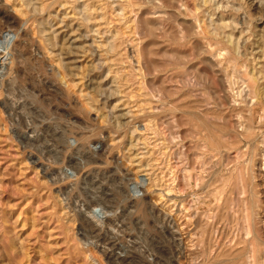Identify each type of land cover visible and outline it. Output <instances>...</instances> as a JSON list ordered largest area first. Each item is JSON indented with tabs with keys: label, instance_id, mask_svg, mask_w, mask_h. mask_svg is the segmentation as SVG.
Returning a JSON list of instances; mask_svg holds the SVG:
<instances>
[{
	"label": "rangeland",
	"instance_id": "obj_1",
	"mask_svg": "<svg viewBox=\"0 0 264 264\" xmlns=\"http://www.w3.org/2000/svg\"><path fill=\"white\" fill-rule=\"evenodd\" d=\"M1 4L25 55L10 87L18 118L0 93V264H264V0ZM25 122L39 126L35 150L12 134ZM61 150L99 161L70 204Z\"/></svg>",
	"mask_w": 264,
	"mask_h": 264
},
{
	"label": "bare ground",
	"instance_id": "obj_2",
	"mask_svg": "<svg viewBox=\"0 0 264 264\" xmlns=\"http://www.w3.org/2000/svg\"><path fill=\"white\" fill-rule=\"evenodd\" d=\"M8 1V0H7ZM21 1V0H20ZM53 1V0H52ZM75 1H77V0H74V2ZM146 1V0H145ZM155 1V0H154ZM10 2V1H9ZM137 2V1H136ZM135 2V3H136ZM150 2V1H149ZM157 2V1H156ZM2 3V0H0V93L5 97V101H3V105H5V107L7 106V110H8V117L9 118H11V119H14V118H18V116H19V114H17V110H18V103L20 102H18L17 100H15L14 99V101L12 100L13 98H11L12 96H11V86L13 85V84H15L17 81L16 80H18L19 78V76H20V69L19 68H17L16 67V64H20L21 63V61L24 59V55L25 54H23L22 53V51H18V46L20 45L19 43H16V41H17V39L20 37V35L19 34H15V32H17L16 31V28H18V27H16V20L9 14V12L8 11H6L5 10V8H6V6H5V4H7L6 2H5V4H1ZM172 3V2H171ZM189 3V2H188ZM191 3V2H190ZM189 3V4H190ZM30 4V3H29ZM143 4V3H142ZM180 4V3H179ZM192 4V3H191ZM191 4L189 5V6H191ZM49 5V4H48ZM204 5V4H203ZM126 6V5H125ZM143 6V5H142ZM141 6V7H142ZM146 6V5H145ZM153 6V5H152ZM48 7V6H47ZM86 7H88V6H86ZM175 7V6H174ZM49 8V7H48ZM145 8V7H144ZM153 8H155V6L153 7ZM157 8V7H156ZM166 8V7H165ZM191 8V7H190ZM142 9V8H141ZM160 9V8H159ZM184 9V8H183ZM75 10V9H74ZM161 10H163V8L161 9ZM171 11H172V8L170 9ZM195 10V9H194ZM16 11V10H15ZM132 11V10H131ZM156 11V10H155ZM164 11V10H163ZM168 11V10H167ZM186 11H187V9H186ZM191 11V10H190ZM88 12V11H87ZM142 12V11H141ZM153 12H154V10H153ZM166 12V11H165ZM178 12V11H177ZM86 13V12H85ZM138 13V12H137ZM170 13V12H169ZM195 13H197V11L195 12ZM26 14V13H25ZM160 14V13H159ZM163 14V13H162ZM88 15H90V14H88ZM166 15H167V13H166ZM191 16V15H190ZM90 17V16H89ZM92 17V16H91ZM183 17V16H182ZM134 18V17H133ZM195 18V17H194ZM136 20V19H135ZM134 20V21H135ZM195 20V19H194ZM196 20H197V18H196ZM194 22V21H193ZM27 23V22H26ZM136 23V22H135ZM191 23V22H190ZM197 23V22H196ZM134 24V23H133ZM137 24V23H136ZM26 25V24H25ZM138 25V24H137ZM18 26V25H17ZM132 26H134V25H132ZM200 28V27H199ZM4 29H6V31L4 32ZM194 29V28H193ZM23 30H24V28H23ZM26 30V29H25ZM199 30V29H198ZM140 31V30H139ZM28 32V31H27ZM136 32V31H135ZM138 32V31H137ZM137 32H136V35H137ZM22 33H24L25 34V37H29V35L27 36V34L25 33V32H22ZM205 34V33H204ZM22 35V34H21ZM206 36V35H205ZM21 37H23V35L21 36ZM141 38V37H140ZM214 39V38H213ZM28 40V39H27ZM140 40V39H139ZM209 40V39H208ZM212 40V39H211ZM216 40V39H215ZM199 41H201V40H199ZM210 41V40H209ZM218 41V40H217ZM198 42V41H197ZM204 42V41H203ZM213 42V41H212ZM202 43V42H201ZM205 43V42H204ZM41 44V43H40ZM139 44V43H138ZM145 44V43H144ZM140 45V44H139ZM208 45V44H207ZM40 47H42V51L43 52H45V51H47V50H43V45L41 46L40 45ZM209 47V46H208ZM211 47V46H210ZM23 48V47H22ZM212 48V47H211ZM20 49V48H19ZM99 49V48H98ZM110 49V48H109ZM207 49V48H206ZM227 49V48H226ZM38 50V49H37ZM114 50V49H113ZM137 50V49H136ZM136 50H134V51H136ZM222 50V49H221ZM139 51V50H138ZM208 51V50H207ZM217 51V50H216ZM227 51H228V49H227ZM133 52V51H132ZM220 52V51H219ZM224 52V51H223ZM131 53V52H130ZM135 53H137V52H135ZM208 53H209V51H208ZM224 53H226V51L224 52ZM138 55H139V53H137ZM210 54V53H209ZM213 54V53H212ZM216 54V53H215ZM39 55H40V53H39ZM46 55V54H45ZM134 55V54H133ZM136 55V54H135ZM218 56H220V54H217ZM221 55H224V54H222V52H221ZM232 55H234V54H232ZM44 56V55H43ZM183 56V55H182ZM37 57V56H36ZM39 57V56H38ZM129 57H131V56H129ZM186 57V56H185ZM220 57H222V56H220ZM224 57V56H223ZM235 57V56H234ZM233 57V58H234ZM43 58V57H42ZM39 59V60H44V59H47V58H43V59ZM208 58V57H207ZM217 58H219V57H217ZM127 59V58H126ZM131 59L132 60H136V65H138L139 63L141 64V62H139V58L138 57H131ZM49 59H47V61H48ZM127 60H129V58L127 59ZM217 60V59H216ZM222 60H223V58H222ZM235 60V59H234ZM233 60V61H234ZM7 62V63H6ZM42 62V61H41ZM50 62V61H49ZM130 62V61H129ZM219 62V61H218ZM43 64H44V62H42ZM51 63V62H50ZM50 63H48L47 62V64H50ZM53 63V62H52ZM51 63V64H52ZM134 63V62H133ZM224 63V62H223ZM234 63V62H233ZM219 64H221V63H219ZM219 64H218V67H219ZM225 64H227V63H225ZM229 64V63H228ZM227 64V65H228ZM230 64H232V63H230ZM134 65H135V63H134ZM222 65V64H221ZM220 65V66H221ZM53 66V65H52ZM140 66V65H139ZM142 66V65H141ZM144 66V65H143ZM232 66H234V64L232 65ZM23 67V66H22ZM45 67H48L47 65H45ZM51 67V66H50ZM228 67H229V65H228ZM135 68V67H134ZM50 69H52V68H50ZM54 69V68H53ZM52 69V72H54V70ZM61 69V68H60ZM59 69V73L57 72L56 73V76H57V78H58V80H59V85H63L64 87L65 86H68L67 84H68V82L67 81H65V77H64V75H63V73L61 72V70ZM139 69V68H138ZM222 69V68H221ZM229 69V68H228ZM45 70V69H44ZM98 70V69H97ZM135 70V69H134ZM56 71H57V69H56ZM224 71V70H223ZM231 71H233V70H231ZM51 72V73H52ZM135 72V71H134ZM234 72H235V70H234ZM30 73V72H29ZM34 73V72H33ZM141 73L143 74V72H142V69H141ZM53 74V73H52ZM173 74V73H172ZM141 75V74H140ZM139 75V76H140ZM148 75L149 74H147V76L145 77V78H147L148 77ZM43 76V75H42ZM118 76V75H117ZM145 76V75H144ZM151 76V75H150ZM135 77V76H134ZM233 77V76H232ZM21 79H19L18 81H22L23 79H22V77H20ZM141 78V77H140ZM144 78V77H143ZM143 78L141 79V80H143ZM219 79V78H218ZM24 80H25V78H24ZM140 80V79H139ZM16 81V82H15ZM26 81V80H25ZM31 81H32V79H31ZM37 81V80H36ZM176 81V80H175ZM256 81V80H255ZM24 82V81H23ZM41 82V81H40ZM67 82V83H66ZM143 82V81H142ZM25 83V82H24ZM32 83V82H31ZM141 83V82H140ZM230 83V82H229ZM22 84V83H21ZM227 84V83H226ZM255 84V83H254ZM258 84V83H257ZM25 85H26V83H25ZM171 85V84H170ZM174 85V84H173ZM228 85V87H229V84H227ZM245 85V84H244ZM24 86V85H23ZM30 86V85H29ZM178 86V85H177ZM21 87V86H20ZM25 87V86H24ZM32 87H34V86H32ZM38 87V86H37ZM42 87L43 86H41L40 88L42 89ZM53 87V86H52ZM55 87V86H54ZM70 87V86H69ZM176 87V86H175ZM39 88V87H38ZM44 88V87H43ZM57 88V87H56ZM170 88V87H169ZM173 89H174V87H172ZM25 89H26V87H25ZM25 89H24V91H25ZM34 88H32V90H33ZM59 89V88H58ZM177 89V88H176ZM178 89H180V88H178ZM182 89V88H181ZM186 89V88H185ZM184 89V90H185ZM23 90V89H22ZM31 90V98L35 101H46V98H47V94L45 95L43 92H41V91H43V90H41V91H37V90H33L32 91ZM39 90V89H38ZM49 90V89H48ZM52 90V89H51ZM54 91V90H53ZM58 91H60L61 92V96H63V98L65 97V96H68L69 94H67V95H64V93L61 91V89H59ZM64 91V90H63ZM147 91V90H146ZM167 91V90H166ZM172 91V90H171ZM179 91H181V90H179ZM228 91V90H227ZM246 91V90H245ZM188 92V91H187ZM220 92V91H219ZM230 92V91H229ZM243 92V91H242ZM27 93V92H26ZM170 93V92H169ZM198 93V92H197ZM241 93V92H240ZM14 94V93H13ZM180 94L181 93H179V95L178 96H180ZM243 94V93H242ZM183 95V94H182ZM27 96H29V95H27ZM173 96V95H172ZM174 96H175V93H174ZM243 96V95H242ZM13 97H15V95L13 96ZM154 97V96H153ZM69 98V97H68ZM67 98V99H68ZM155 98H156V96H155ZM50 100V99H49ZM18 103H17V102ZM25 101V100H24ZM23 101V102H24ZM254 103V102H253ZM198 104V103H197ZM25 105V104H24ZM51 103H50V106H49V108L51 107ZM60 105V104H59ZM200 105V104H199ZM58 106V105H57ZM21 107V106H20ZM60 107V106H59ZM24 108V107H23ZM149 108H151V107H149ZM227 108V107H226ZM51 109V108H50ZM82 111H84V112H87L88 113V111H87V108L85 109L84 108V106L83 107H81L80 108ZM228 109V108H227ZM51 111V110H50ZM56 111H58L57 109H56ZM151 111V110H150ZM52 113H54V112H52ZM56 113V112H55ZM173 114V113H172ZM21 115V114H20ZM151 115V114H150ZM27 118V117H26ZM2 119V118H1ZM5 120V119H4ZM22 120H24V119H22ZM8 121V120H7ZM12 122V121H11ZM19 122V121H18ZM22 122V121H21ZM75 122H77V121H75ZM31 123V122H30ZM30 123H28V122H25V126H24V129L21 131V132H19V130H17L18 131V133H16V129H14L13 127H11V131H12V134H13V136H15V138L18 140V141H22V143H24L25 144V146L26 147H28V148H30L31 150H35V148H34V146H33V143H35L36 141H37V139L39 138V131H38V127L39 126H36V128L33 126V125H31ZM71 123V122H70ZM81 123H84V122H81ZM160 123V122H159ZM33 124V123H32ZM247 124V123H246ZM82 125V124H81ZM13 126H14V124H13ZM236 127V126H235ZM247 128V127H246ZM252 129V128H251ZM41 131V130H40ZM70 134V133H69ZM73 134V133H72ZM71 134V135H72ZM166 134V133H165ZM170 134V133H169ZM173 135L174 134H176V133H172ZM167 136V135H166ZM171 136V135H170ZM174 137H175V135H174ZM169 138V137H168ZM178 138V137H177ZM103 139H106L105 137L103 138ZM173 140V139H172ZM177 140V139H176ZM213 140V139H212ZM99 142V141H98ZM172 142V141H171ZM103 143H104V141H103ZM102 142H99L97 145L99 146V148H100V156L98 155V157H101V155H102V152H103V149H104V147H106L104 144H103ZM209 143V142H208ZM95 144V143H94ZM48 147V146H47ZM55 149V148H54ZM63 149H65V148H63ZM53 150V149H52ZM90 150V149H89ZM108 150V149H107ZM48 150H46V153H44V150H43V152L42 151H39L38 150V152H39V154L41 155V154H43L44 156L45 155H48V153H49V155H50V152H47ZM50 151V150H49ZM53 152V151H52ZM54 153V152H53ZM55 154H57V155H59L61 158L60 159H58V160H55V162L54 163H56V164H58L59 163V161L61 162V159L62 158H64V163L69 167V169L72 171V174L75 176V181L72 183V186H71V188H70V190L68 189V188H66V189H61L60 188V192H59V194L61 193V195H60V197L61 196H63L64 197V199H63V197H62V199L63 200H65V202H68V199H69V197H70V195L72 194V192H73V188H76V186L77 185H79L80 183L82 184V181H86L87 180V177H88V175L86 174V173H83V174H80V171L82 170V169H85L87 166H89L90 165V163H92V164H95V165H97L98 163H99V161L97 160V159H93L92 161H90V162H88V161H84V160H78L79 162H80V164H76V162H75V159H73V157H71V155H69L68 154V152H64L63 150H61L60 152H55ZM92 154H94V153H92ZM39 155V156H40ZM42 155V156H43ZM48 155V156H49ZM173 155H174V153H173ZM181 155V154H180ZM43 156V157H44ZM93 157H95L94 155H92ZM42 157V158H43ZM97 157V158H98ZM29 158V157H28ZM39 158V157H38ZM31 159V158H30ZM33 159V158H32ZM100 159V158H99ZM66 161V162H65ZM47 162H49L48 161V158H47ZM119 162V161H118ZM173 162V161H172ZM32 163H33V161H32ZM51 164V163H50ZM113 164H115V163H113ZM179 165V164H178ZM41 166V165H40ZM49 166V165H48ZM62 166H64V165H62ZM91 166V165H90ZM180 166V165H179ZM60 167V166H59ZM115 167V166H114ZM120 167V166H119ZM177 167V166H176ZM175 167V168H176ZM116 168V167H115ZM181 168V167H180ZM180 168H179V170H180ZM186 168V167H185ZM42 170L44 171V172H46V175L48 176V177H50L54 182H62L63 181V179H67V178H69V175L67 176L66 175V173H64L62 170L61 171H59L60 169H58V170H56L55 169V171H52L49 167H44L43 165H42ZM49 170H51V171H49ZM86 170V169H85ZM126 170V169H125ZM176 170H177V168H176ZM176 170H174V171H176ZM93 171V170H92ZM109 171H111V170H109ZM180 171H183L182 169L180 170ZM239 171V170H238ZM237 171V173H239ZM89 172H91V171H89ZM95 172V171H94ZM129 171L128 170H126V173H128ZM97 173V172H96ZM129 174V173H128ZM181 174V173H180ZM183 175V174H182ZM187 175V174H186ZM126 176V175H125ZM182 177H185L186 178V176H182ZM237 178H239V177H237ZM180 180V179H179ZM88 181V180H87ZM187 181V180H186ZM183 182H184V180H183ZM187 183V182H186ZM239 183H241L240 181H239ZM80 184V185H81ZM184 185H185V183H184ZM241 185V184H240ZM78 188V187H77ZM142 188H143V183L140 181V180H137V181H135L134 183H133V185H132V191L134 192V191H136V192H141V193H143V191H142ZM78 190V189H77ZM73 195H75V194H73ZM132 196V195H131ZM72 198V197H71ZM74 198V197H73ZM133 198L134 199H138V197H135V196H133ZM140 199H143V198H140ZM74 200V199H73ZM144 201H145V199H144ZM69 203V202H68ZM73 203V202H72ZM70 204V203H69ZM68 204V205H69ZM67 205V206H68ZM79 206V207H78ZM77 207H78V211H81V212H83V214H84V211H85V213H86V211H88V208H85L84 207V205L83 206H81V205H78ZM76 209V208H75ZM103 215H104V213H102ZM244 215H246L245 213H244ZM84 217V216H83ZM246 217V216H245ZM96 221V223L98 224V223H103V220L102 219H100V218H97V217H93ZM244 218V217H243ZM243 220H245V219H243ZM86 221V220H85ZM87 222L89 223V224H92L93 223V221H90L89 219L87 220ZM244 223H246V222H244ZM249 227V226H248ZM245 231H248V229H247V227H246V230ZM250 232V231H249ZM248 232V233H249ZM180 233V232H179ZM176 234V233H175ZM254 242H256V241H254ZM254 244V243H253ZM95 246V245H94ZM255 246V245H254ZM253 246V247H254ZM252 247V246H251ZM250 247V248H251ZM254 248H256V247H254ZM181 247H180V251H181ZM252 250V252H253V249H251ZM183 251V250H182ZM181 251V252H182ZM250 251V250H249ZM250 253V252H249ZM249 255V257H250V254H248ZM251 255H252V253H251ZM257 255V254H256ZM179 256V255H178ZM251 259H252V256H251ZM257 259V258H256ZM250 259H248V261H249ZM192 261V260H191ZM246 262V261H245ZM253 263V262H252Z\"/></svg>",
	"mask_w": 264,
	"mask_h": 264
}]
</instances>
